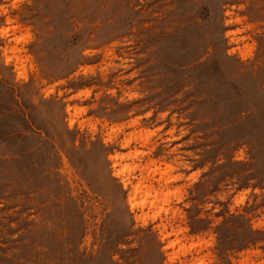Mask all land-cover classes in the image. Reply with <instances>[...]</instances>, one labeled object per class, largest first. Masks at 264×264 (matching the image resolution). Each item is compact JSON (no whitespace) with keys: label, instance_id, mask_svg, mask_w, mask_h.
Returning a JSON list of instances; mask_svg holds the SVG:
<instances>
[{"label":"rangeland","instance_id":"1","mask_svg":"<svg viewBox=\"0 0 264 264\" xmlns=\"http://www.w3.org/2000/svg\"><path fill=\"white\" fill-rule=\"evenodd\" d=\"M0 33V264H264V0H0Z\"/></svg>","mask_w":264,"mask_h":264},{"label":"bare ground","instance_id":"2","mask_svg":"<svg viewBox=\"0 0 264 264\" xmlns=\"http://www.w3.org/2000/svg\"><path fill=\"white\" fill-rule=\"evenodd\" d=\"M1 31H2V30H1ZM2 33H4V30L2 31ZM0 34H1V33H0ZM2 50H3V49H2ZM5 58H8V57H5ZM70 109H71V108H70ZM66 111L69 112V107H68V105L66 106ZM124 140H126L125 142L123 141V142H124V146H125V145L128 144L129 139L127 140V139L125 138ZM114 153H115V152H114ZM114 153H113V154H114ZM109 156H111V157H110V160L112 161V168H113V169H112V172H113L112 174H114V175H116V176H118V177L120 178V182H121V184H122L123 187H127V188H129V190H127L128 194L126 193V194H127V196H126V197H127V198H126V203H127L128 207H129V209H130V210H131V209L133 210L135 207H138L139 205L142 206L146 201H148L147 203H149V204H151V205L154 206V204H155L154 201L157 200V195L155 194V193H157L156 190H153V191H152V189H153L152 186H151V187L149 186V187H150V188H149V187L143 185V187L141 188L142 185L140 184V183H141L140 181L142 180V178H141V180L138 179V181H139L140 183H139V182H133V181H132V178H133L134 175H130V174L128 173V172L131 171L132 169L129 170V171H127L130 167L127 169L128 166H126V165H120V163H119L118 160H121V158H123V156L119 155V153L117 154V152H116L115 155H109ZM150 162H151V165H152L154 161H153V162H152V161H149L148 163H150ZM110 165H111V164H110ZM143 165L145 166V165H147V164H143ZM149 165H150V164H149ZM145 167H146V166H145ZM145 167H144V168H145ZM147 167H149V166H147ZM153 167H156V165L153 166ZM158 167H159V166H157L156 169H158L157 171L160 172V170H159L160 168H158ZM142 168H143V166H142ZM126 169H127V170H126ZM153 169H154V170L152 171V167H151V168H148L147 170L149 171V173H150V171H152V173L154 174V172H156V170H155V168H153ZM168 169H169V167H166V168H165L166 171H164V172L167 173V172H168V171H167ZM125 170H126V172H125ZM169 170H170V169H169ZM164 172L162 171V174L165 176L166 174H165ZM152 173H150V175H148V173H147V176H149V177L151 176V177H152V175H151ZM155 174H156V173H155ZM155 174H154V175H155ZM156 175H157V174H156ZM168 175H169V173L166 175V179H165V180H167V179L169 180V178H167ZM147 176H145V177H147ZM159 176H160L159 179L161 178L160 180H161V181H164V180H162V179H163V176L161 175V173H160ZM134 177H135V176H134ZM153 177H155V176H153ZM153 177H152V179H153ZM169 177L171 178L172 176H169ZM175 177H176V176H174L173 178L175 179ZM178 177H179V176H178ZM135 178H136V177H135ZM138 178H140V177H138ZM147 178H148V177H147ZM136 181H137V180H136ZM133 183H134V184H135V183H138V184H136V186L132 188ZM166 183H167V182H166ZM140 185H141V186H140ZM150 185H151V184H150ZM162 186H163V185H162ZM145 187H147V188H145ZM148 188H149V189H148ZM144 189H148V190H145V192H144ZM142 190H143V192H144V193H143V197H141V199H140L139 202L134 201V200H133V196H134V194H138V192H140V191H142ZM132 191H133L134 194H132ZM150 192H152V193H154V194H151V195H150ZM167 192H170V191H167ZM159 193H160V192H159ZM162 193H163V192H162ZM165 193H166V192H165ZM170 193H171V192H170ZM172 193H173V192H172ZM172 193H171V194H172ZM167 194H168V193H167ZM167 194H166V196H167ZM173 194H174V193H173ZM152 195H153V197H152ZM168 195H169V194H168ZM138 196H139V194H138ZM138 196H137V197H138ZM162 196H163V195H162ZM162 196H161V197H162ZM137 197H135V198H137ZM139 197H140V196H139ZM139 197H138V198H139ZM135 198H134V199H135ZM162 198H163V197H162ZM163 199H164V201H165V200H166V201L168 200V199L165 198V195H164V198H163ZM136 200H137V199H136ZM137 201H138V200H137ZM166 201H165V202H166ZM147 203H146V204H147ZM144 205H145V204H144ZM144 205H143V206H144ZM151 205H150V206H151ZM159 205H160V204H159ZM161 207H162V206H161ZM168 207H169V206H168ZM154 208H155V207H154ZM169 208H170V207H169ZM146 209H147V208H146ZM151 209H152V208H151ZM160 209H161V208H159L158 210H160ZM167 209H168V208H167ZM167 209H166V210H167ZM171 209H172V208H171ZM148 210H149V209H148ZM148 210H147V211H148ZM169 210H170V209H169ZM173 210H174V209H172V213L174 212ZM154 211H155V209H154ZM156 211H157V210H156ZM164 211H165V210H164ZM142 212H143V211H142ZM165 212H167V211H165ZM172 213H171V214H172ZM145 214H146V213H145ZM145 214H144V212H143V215H145ZM146 215H147V214H146ZM157 215H158V214H157ZM167 215H168V214H167ZM135 216H138V215H135ZM145 217H146V216H145ZM167 217H168V216H167ZM167 217H166V218H167ZM173 217H174V216H173ZM158 218H159V217H158ZM163 218H165V217H163ZM133 219H134V218H133ZM136 219H137V218H136ZM159 221H160V220H159ZM166 223H167V222H166ZM162 224H163V223H162ZM162 224H161V222H160V226H162V228L160 229L159 233H161V234L163 235V239H165L166 237L169 238V235H170L171 232H170V233L166 232L165 227H164L165 225H164V224L162 225ZM156 225H158V224H156ZM156 225H155V226H156ZM158 229H159V228H158ZM172 230H173V228H172ZM174 230H175V229H174ZM174 230H173V232H175ZM157 231H158V230H157ZM169 231H170V230H169ZM177 232H180L179 229H178ZM165 240L167 241V238H166ZM175 243H176V242H175ZM173 244H174V243H172V245H173Z\"/></svg>","mask_w":264,"mask_h":264}]
</instances>
